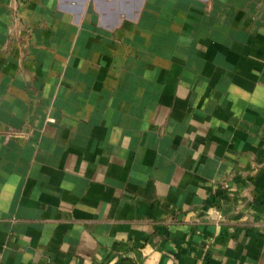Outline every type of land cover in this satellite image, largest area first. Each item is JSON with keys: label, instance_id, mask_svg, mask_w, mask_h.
<instances>
[{"label": "crops", "instance_id": "obj_1", "mask_svg": "<svg viewBox=\"0 0 264 264\" xmlns=\"http://www.w3.org/2000/svg\"><path fill=\"white\" fill-rule=\"evenodd\" d=\"M0 264H264V0H0Z\"/></svg>", "mask_w": 264, "mask_h": 264}, {"label": "clouds", "instance_id": "obj_2", "mask_svg": "<svg viewBox=\"0 0 264 264\" xmlns=\"http://www.w3.org/2000/svg\"><path fill=\"white\" fill-rule=\"evenodd\" d=\"M11 193L9 192V195H10Z\"/></svg>", "mask_w": 264, "mask_h": 264}]
</instances>
